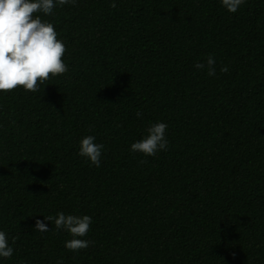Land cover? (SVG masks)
<instances>
[{"label": "trees", "instance_id": "1", "mask_svg": "<svg viewBox=\"0 0 264 264\" xmlns=\"http://www.w3.org/2000/svg\"><path fill=\"white\" fill-rule=\"evenodd\" d=\"M36 15L68 72L0 92V231L14 250L0 264H264V0L235 13L77 0ZM209 55L214 76L195 67ZM156 122L167 150L132 151ZM88 135L99 168L78 154ZM59 212L92 218L88 248L68 250L54 220L35 229Z\"/></svg>", "mask_w": 264, "mask_h": 264}, {"label": "clouds", "instance_id": "2", "mask_svg": "<svg viewBox=\"0 0 264 264\" xmlns=\"http://www.w3.org/2000/svg\"><path fill=\"white\" fill-rule=\"evenodd\" d=\"M76 2L77 0H0V92H11L18 87L25 91L37 92L45 81L68 72V66L63 59L67 52L65 43L58 38L53 23L42 20L36 14L50 16L57 4L75 5ZM221 2L229 12L235 13L245 0ZM110 6L115 8V2ZM215 64L214 57L209 55L206 64L196 63L195 67H207V74L214 76ZM220 71L228 72L227 66L221 67ZM136 115L139 117L141 113ZM167 127L163 122L151 124L146 129L147 135L133 143L131 150L145 156H155L158 151H166ZM95 139L92 135L83 137L78 154L99 168L104 145L95 143ZM53 220L56 229H64L73 237L65 242L68 250L76 252L88 248L93 243L79 238L87 236L92 224L90 216L78 217L59 212L56 217L49 215L44 217V220L37 219L35 229L41 233L48 232L49 228L44 221ZM12 243H15V238ZM13 251L6 233L0 231V257L10 258Z\"/></svg>", "mask_w": 264, "mask_h": 264}]
</instances>
